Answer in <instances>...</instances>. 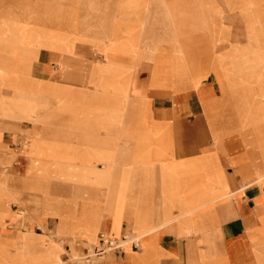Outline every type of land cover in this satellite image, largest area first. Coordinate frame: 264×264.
Returning a JSON list of instances; mask_svg holds the SVG:
<instances>
[{"label":"crops","instance_id":"1","mask_svg":"<svg viewBox=\"0 0 264 264\" xmlns=\"http://www.w3.org/2000/svg\"><path fill=\"white\" fill-rule=\"evenodd\" d=\"M28 1L0 0V132L13 130V122L32 124L16 118L14 112L19 109L22 114H29L30 101H17L15 95H7L29 92L30 82L21 79L22 74L38 76L57 90V102L64 98L57 105L60 120L81 124L80 128L87 131L78 136L91 146V156L85 160V172L92 177L91 183L87 179L84 184L86 213L78 215L77 208L71 207L53 213L59 220L58 235L81 238L83 242L65 245L61 260L79 253L81 248L96 246L100 233L94 244L85 243L94 241L98 229L107 228L122 230L119 237L108 235L114 239L125 236L130 241V251L122 248L111 252L103 264H264L256 241L264 236V109L242 115L246 109H240L238 98L243 95L240 89L248 86L250 79L247 74L238 80L232 40L228 41L219 30L220 47L213 59L208 58V65L214 69L206 73L200 69L206 66L205 59L196 53L204 50L203 45L191 47L188 29L184 33L186 43L183 41L179 28L169 21L166 6L164 10L119 12L117 17L126 20L113 33L119 41L102 46L119 53L109 55L107 61L111 64L99 65L100 58L92 62L96 61L102 70L117 67V74H100L97 77L101 80H95L88 69L85 74H78L76 68L92 59L88 57L90 52L83 59H68L65 67L59 63L53 73L49 66L57 63V57L44 53L45 49L31 51L30 28L13 22L24 16L10 5ZM110 1L119 6L130 2ZM216 1L220 6L226 1L229 11H233V0ZM159 2L165 4L164 0H150ZM193 2L180 0L170 8L174 11L177 5L183 6L195 32L202 35L199 19L205 16ZM143 48L147 49L144 57L140 55ZM24 50L30 51L33 65L26 64V58L18 54ZM226 55L232 61L228 62ZM86 66L89 68L90 64ZM52 75L63 84L57 87V83H50ZM99 81L105 86L101 93L95 86ZM33 85L30 98L36 100V106L47 105L41 101L45 92H41L40 83ZM105 88L121 97L104 98ZM226 96L235 100L229 110L218 102V98ZM121 106L128 109L123 118ZM34 113L30 119H40L45 110L38 108ZM119 123L125 127L119 128ZM119 129L123 130V138L117 133L101 132ZM114 138H119L116 144L111 141ZM106 139L111 141L109 146L119 148L99 150L101 141L109 142ZM98 162L113 165L108 171H99L95 167ZM65 174L60 172L58 177L62 181L71 178ZM107 181L108 207L99 209L98 192ZM101 199L102 203L106 201L105 196ZM97 211H107L108 217L101 221ZM79 217L84 222L82 229L75 222ZM20 218L15 216L11 224L22 227ZM49 221L51 228L53 223ZM0 236L2 240L6 234ZM21 239L12 257L22 264L29 262L31 256L39 262L59 257L55 240V246H51L54 249L46 250L48 244L40 246L33 235ZM45 263L48 261L39 264Z\"/></svg>","mask_w":264,"mask_h":264},{"label":"rangeland","instance_id":"2","mask_svg":"<svg viewBox=\"0 0 264 264\" xmlns=\"http://www.w3.org/2000/svg\"><path fill=\"white\" fill-rule=\"evenodd\" d=\"M233 1V11L230 12L226 1L220 6L219 3H216L219 1L216 0H194L193 4L205 16V18L200 17L199 19L201 33H204L202 35H198L195 32L191 18L187 17L185 21L191 37V47L196 44L203 45L204 50L196 53L200 58L205 59L206 66L200 67V69L205 70L206 73L214 69L213 66L208 65L210 62L208 58L213 59L220 47L219 39L221 33L219 30H221L222 35L228 41L232 40L233 67L237 73L238 80L240 77L243 79L247 74L250 79L248 86L245 87L243 85L244 87L240 89L243 95L238 98L240 109H246L244 112L242 111V115L249 116L251 110L254 113H260L264 109V1ZM166 5L163 2L158 4L150 3V0H130V2L120 4V6L119 3L111 2L110 0H29L24 3H14L10 6L24 16L21 19H13L14 24L19 23L23 27L30 28L29 49L31 51L45 49L43 50L44 53L57 57V63L56 61L55 63L51 62L49 66L53 73L56 70L55 66L59 64L60 60L65 58L70 60L83 59L90 52L92 55L89 54L88 57L92 59L85 65L76 68L78 74H85L88 69L86 64L89 63L91 65L94 58L101 59V62H98L99 65H103V62H105L104 64H111V62L107 61L109 55L119 53L116 50H106L102 47L104 45L117 44L119 41V36L113 35V33L116 34L118 27L126 21L117 17L119 12L148 11L150 9L164 10ZM172 5L173 2H171ZM207 30L210 33H206ZM178 40L181 41V38L179 37ZM178 40L175 39L174 41L177 42ZM62 47L72 49L63 50V52H67V55H63L57 49ZM226 49L228 51L229 48ZM146 53V48L141 49L140 55L142 57ZM18 54L26 58L24 61L26 64L32 63L33 65L35 63L29 50L18 51ZM226 58L228 62L232 61L229 55H226ZM92 68L97 69L99 66ZM104 68L108 69V67ZM38 69L40 70V68ZM89 69V73H91L92 69L90 67ZM109 69L115 72L119 68L110 66ZM3 73L7 74V72ZM102 73L103 70L97 72L95 76H100ZM21 79L33 84L40 83L41 92H45V98H42L41 101L47 105H43L41 102L42 104L38 106H32L36 100L31 99L32 94L23 88L21 90L26 91V93L23 91L24 94H7L9 97L15 95L17 101H30L31 110L36 111L40 108L45 110V113L39 115L43 124L13 122V130L0 132V234H6L5 239L0 240V264H22L17 258L12 256L17 252L18 243L24 235H33L40 246L48 244L45 245L46 250L54 249L51 246H55L53 242L55 240L59 246V257L43 259L41 262L48 261L51 264H60L64 246H72L77 241H83L81 238L58 235L59 220L53 216V213L65 212L67 207H71L74 210L77 208L75 211L78 215L86 213V210L83 209L86 203L84 184L87 179L91 183L92 177L91 173L85 172L87 166L85 160L91 156V146L87 144L84 138L78 137L87 133V131L80 128L81 124L70 125L60 120L62 116L57 115V105H61V100L64 98L58 99L57 102V90L44 84V81L38 76L22 74ZM49 79L52 80L50 83H57V87L63 84L56 82V75L50 76ZM95 80L101 79L96 77ZM82 83L84 87L85 81L83 80ZM95 86H99L100 93L101 88L105 87L101 81L95 83ZM104 90V98L106 99H111L112 97L119 99L121 97L120 94L112 95L107 92L106 88ZM146 102L148 104V100ZM218 102L223 104L227 108L226 110H229L235 100L226 96L218 98ZM1 106L0 103V108ZM119 110L121 112L120 118H123L125 116L124 112L128 111L124 106L119 107ZM126 116L132 117V115ZM75 117L73 116V118ZM24 125H27V127ZM118 127L125 126L119 123ZM101 132L102 134L104 132L117 133L120 138H123L124 135L122 129L114 132L105 130ZM3 134L5 144L3 143ZM118 139L114 138L111 141L116 144ZM106 140H109V142H100L99 150L102 152L110 148L115 150L119 148L109 146L108 143L111 141L110 139ZM24 147H26L25 150H23ZM86 150H89L88 154H85ZM80 152L81 154H79ZM77 159L80 161H75ZM112 165V163L109 164L107 162L95 163V167L99 171H108L109 166ZM49 168H52V170L49 171ZM60 172L70 174L71 178H64L65 181H62L58 177ZM86 175L90 177L87 178ZM98 193L99 209L101 207L107 208L108 181L103 188L99 189ZM102 196L106 198L104 203H102ZM91 202L93 201L91 200ZM97 212L101 221H103V218L108 217L107 211ZM15 216L21 217L22 227L11 224ZM80 219L79 217V220L75 222L82 229L85 226ZM48 221L49 224L53 223L51 228L48 227ZM121 232L122 230L116 232L107 228L98 229L95 232L94 241L85 244H94L99 233L119 237ZM256 241L258 244L257 248L264 257V236L256 239ZM129 245L130 243L123 245L126 252L130 251ZM31 257L29 259L30 264L41 263L34 260L33 256ZM26 262L25 264L29 263L28 261Z\"/></svg>","mask_w":264,"mask_h":264},{"label":"bare ground","instance_id":"3","mask_svg":"<svg viewBox=\"0 0 264 264\" xmlns=\"http://www.w3.org/2000/svg\"><path fill=\"white\" fill-rule=\"evenodd\" d=\"M178 1H180V0H164V2H165V4H167L166 5V8H167V10H168V13H169V16H170V19H169V21H170V23H171V25H173L174 27H176V28H179V32H180V37H183V41L186 43V41H185V38H184V33L186 32V30H187V26H186V21H185V19L187 18V16H186V14L184 13V8H183V6H180V5H177V7L175 8V10L174 11H172L171 10V8H170V6H171V2H173V3H177ZM264 1V0H263ZM261 4H262V1H261ZM252 9V8H251ZM263 23V22H262ZM57 49H59L61 52H60V54L62 53L63 55L65 54V55H67V52L65 53V52H63V50H68V49H72V48H57ZM113 56V55H112ZM111 57V56H110ZM115 58V57H114ZM64 59V58H63ZM59 63L60 64H62V65H64V67L68 64V59L67 58H65L64 60H60L59 61ZM94 66H98L97 65V63H95V64H91L89 67L92 69V74L95 76V75H97V72H101L102 71V69L99 67V68H97V69H94V68H92V67H94ZM89 69V68H88ZM94 69V70H93ZM90 70V69H89ZM103 75H113V74H117L116 72H113V71H111L110 69H104L103 70V73H102ZM97 76H95V78H96ZM33 89H34V85L32 84V83H30V87H29V93H32V91H33ZM10 100V99H9ZM11 103V102H10ZM32 106H36V103H33L32 104ZM14 107V106H13ZM12 109H14V108H12ZM2 111V110H1ZM14 112H15V117L16 118H18V119H20V120H27V121H30L32 124H38V123H41L42 122V120L41 119H35V120H32V119H30V118H32V117H34L36 114L34 113L35 111L33 110H30V112H29V114H27V115H24V114H22L21 112H20V110L19 109H14ZM2 113V112H1ZM3 114V113H2ZM12 115V114H11ZM6 118V117H5ZM12 119V118H11ZM8 120V119H7ZM257 147V146H256ZM258 148V147H257ZM260 149V148H259ZM23 150H25V149H23ZM108 235V234H107ZM28 235H24V239L27 237ZM126 243H130V241H126L124 244H126ZM123 244V245H124ZM57 248V247H56ZM14 256H15V254H14ZM19 257H20V255H18ZM18 257V258H19ZM45 264H51V263H45Z\"/></svg>","mask_w":264,"mask_h":264},{"label":"built area","instance_id":"4","mask_svg":"<svg viewBox=\"0 0 264 264\" xmlns=\"http://www.w3.org/2000/svg\"><path fill=\"white\" fill-rule=\"evenodd\" d=\"M128 241L125 236L114 239L105 233H100L98 243L94 247L81 248L75 255H67L60 264H103L108 254L121 250Z\"/></svg>","mask_w":264,"mask_h":264}]
</instances>
